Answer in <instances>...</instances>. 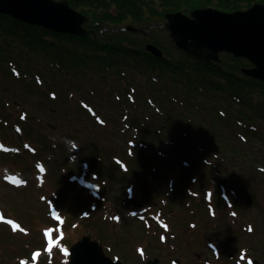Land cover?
<instances>
[{
  "label": "trees",
  "instance_id": "obj_1",
  "mask_svg": "<svg viewBox=\"0 0 264 264\" xmlns=\"http://www.w3.org/2000/svg\"><path fill=\"white\" fill-rule=\"evenodd\" d=\"M58 1H68L80 11L89 20L91 28L97 31V35L82 38L57 34L0 15V87L4 80L21 85L18 89L6 90L5 96L16 102L28 100L29 93L22 88H31L29 84L26 85L24 78L29 69L51 83L60 80L69 82L74 96L80 97L72 109L81 119L95 116L97 127L108 133L107 142L87 141V158L100 165L103 156L114 153L113 161L120 167L126 182L138 183L136 190L143 196L137 195L134 198L135 189L127 187L126 194L123 191V195L127 196L130 204L145 206L153 204V201L161 203L160 194H171V202H191L194 192L181 189L179 174L176 175L177 186L174 187L177 191L171 193L172 180H168L169 177L164 173L169 168L167 155L176 148L180 158L187 157L188 152L191 153L190 156L201 154V158L206 160H223L226 152L237 156L235 151L222 145L244 144L246 135L255 133L253 130L249 131L248 123L252 118L257 117L256 122L264 117V84L241 73L243 69L252 68V65L245 59L225 54L221 56V62L207 65L178 50L170 38L162 45L152 32L145 34L119 31L127 27L147 29L160 22V13L166 16L167 13L178 12L179 8L175 4H181L185 0ZM197 1L203 8L216 4L214 1L221 2L226 12L246 10L264 3V0ZM101 24L107 29H102ZM148 44H154L163 50L165 58L158 59L149 54L145 50ZM23 71L24 74H15ZM148 82L153 87L150 88V94L155 99L153 101L141 94V88H145L144 85ZM34 87L39 88L36 85ZM55 92L61 98L66 97L61 89H56ZM55 92L49 93L50 98L46 96L51 103L57 98ZM90 101L100 102L101 110H93L88 105ZM0 103L5 107H13L11 103L6 106L2 99ZM101 116L106 117L105 122L99 121ZM120 124H123L122 133L127 138L124 151H121L120 146L123 140L119 132ZM219 125L222 140L214 141L211 134ZM160 134H168L169 138L165 136L166 141H163ZM257 135L263 136L260 133ZM134 153L136 158L133 160V167H129L124 161L125 156H118L123 154L133 157ZM160 159L163 160L161 164ZM100 167L93 166L92 172L99 177L104 174L106 177L112 175V171L100 174ZM19 170L24 173L32 172L30 167L26 168L28 171H23L21 167ZM250 176L264 180V173L253 166V162ZM236 179L238 178L231 176L229 182ZM58 182L60 198L70 201L67 205L69 209L81 208L88 211L89 203H82L81 192L70 184L68 177L61 176ZM217 182L218 190L222 182L226 186L232 185L224 180ZM210 185L211 181L208 182V187ZM105 191L106 197L115 198V191H111L109 187ZM240 193L239 199H247L245 186L241 185ZM103 194L104 191L101 196ZM220 199L222 200L218 191L212 200L217 209L221 205ZM100 200L105 202L106 198ZM222 203V207H225L223 200ZM76 204L77 208L74 207ZM241 207L244 208V205ZM64 230L68 233L70 243L87 233L93 234L102 243H110L111 239L109 234L99 233L91 216L82 220L75 216L66 218ZM120 254L127 263V256Z\"/></svg>",
  "mask_w": 264,
  "mask_h": 264
},
{
  "label": "rangeland",
  "instance_id": "obj_2",
  "mask_svg": "<svg viewBox=\"0 0 264 264\" xmlns=\"http://www.w3.org/2000/svg\"><path fill=\"white\" fill-rule=\"evenodd\" d=\"M214 2L216 4L210 7L225 11L220 4L221 2ZM175 5L179 8L176 13H182L183 15H189L196 9L203 8L197 0H185L181 4ZM159 19L160 22H157L158 28H140L143 29V32L140 33L147 34L152 32L153 36L163 45V43L166 44L170 37L166 29L162 28L165 27L163 24L165 23L166 25L167 23L165 16L160 13ZM101 26L103 25L101 24ZM85 29L90 32L88 37L93 36V34L97 35V31L93 30L94 28H91V26L89 28L86 26ZM102 29H104V26ZM155 30H160V32L156 33ZM148 45L156 46L154 44ZM20 74L23 73L21 72ZM26 74L41 89V91L40 89L32 91L26 87L23 88L29 93L28 102L23 101L20 104L25 107L30 117L35 121L47 123L51 129L61 128L63 131L67 130L76 135L81 140L78 143L76 142V144L82 149V152L80 149L77 151V155H82L84 158L88 154L87 141H108V133L97 127L94 122L95 119L90 116H85L81 119L76 111L72 109L78 103L77 100L80 97L74 96L69 82L60 80L51 83L41 77L43 82L38 84L35 80V74L37 73ZM29 81L31 82L30 79ZM2 83L0 97L6 95V90L18 89L21 86L6 80L2 81ZM144 87L141 88L142 96L152 101L155 100L150 94V88H153L152 85L148 82ZM56 89L63 90L66 93V97L61 98L55 92ZM51 92L57 94V99L54 103H51L46 98V95L50 98L49 93ZM89 104L95 110L98 108L101 110L102 105L100 102L90 101ZM166 104L169 105L170 103ZM101 117L105 121L106 117ZM256 118H252L251 122L248 123L249 131L253 130L255 133L246 135V143L241 145H222L229 150L235 151L237 156L232 152H226L223 160H219V158L218 160L214 158L206 160L201 158V154L190 156L191 153L188 152L186 153L187 157L180 158L176 153V148L170 155H167L169 168L164 173L167 174V178L169 177L168 180H172L171 193L177 191L174 187L177 184L176 175L179 174L181 189L183 191L193 190L194 193H198V195H194L191 202L185 203L183 200L171 202V194L168 196L160 194L159 197L163 203L152 206L153 208L157 207L156 210L153 209L152 211V207L148 206L146 209L130 215L129 211L136 209V206L135 203H129L130 200L127 199L126 195H123V191L126 194V188L133 187L135 189V197L137 195L143 197L142 193L136 190L138 183L128 184L126 182L120 167L113 161L114 153L103 156V160L99 165L101 166L99 168L100 174L112 171V175L106 177V174H104L100 177V182H106L102 190L104 191L102 197L103 199L106 198V201L95 199L98 197L97 195L95 198L82 193L81 195L82 203H89V215L91 220L96 223L99 233L104 232L111 236L110 243H102L98 238L92 237L103 247L105 254L113 260H120L123 264L124 260L120 253L127 256L128 262L126 264H148L149 261L154 259H158L159 264H174L175 260H179L180 264H252L254 260H257L259 264H264V180L250 176L252 162L253 166L259 171L261 170V173H264V117L257 119L255 122ZM220 127V125L217 126V130L211 134V138L214 141L222 140ZM123 129V124H120L119 132H121V137L123 138L120 144L121 151L125 150L127 140L125 133H122ZM154 129L151 128V130ZM257 133L263 134V136L257 135ZM59 135L61 136L62 132ZM160 135L163 141H166L165 136L169 138L168 134ZM152 136L156 137L155 135ZM66 137L69 138L68 136ZM59 139L57 138V140ZM218 153H220V150ZM230 154L232 156H229ZM118 156H125L124 161L128 163L129 167H133V160L136 158L135 153L133 157L123 154ZM161 159L159 161L160 164L163 163ZM206 161L207 163H205ZM21 163L26 164V161L22 160ZM80 166L83 172L84 170L87 172L86 177H88V166H85L84 169L83 164H80ZM130 170H133V168ZM9 173L17 177V179L12 183V179L9 180L10 177L4 173L3 179L10 182L14 187L4 183L0 186L1 202L4 205V207L0 205L3 208L0 209V264H25L24 261H31V264H34L44 256L51 258L53 256L52 253L57 248H59L57 251L58 262L60 264L68 262L70 247L65 240L67 237L66 233L62 234L60 230L63 219L59 215V209L65 211L67 217L70 218V210L64 207L70 201L68 199L65 202L58 200V207L53 204L51 188L47 183L45 184L44 176L47 174V169L42 165L35 175L30 172L20 175L16 172V169L10 170ZM231 176L238 179L231 183L229 182ZM81 179L83 177L79 179L73 178L74 181L80 184L79 189L84 190L81 187L83 186L81 185ZM218 179L232 185L226 186L222 182L219 187H223L218 190L216 188L217 181H220ZM209 181H211L210 187H208ZM241 185L245 186L247 199L238 198L241 195ZM107 187L111 191H115L114 199L106 197L107 193L105 190ZM193 187L194 189H192ZM97 189V187L91 188L93 192H96ZM207 189L208 192H206ZM218 191L223 193L225 207L220 205L218 214L215 213L214 216L210 217L207 214L208 207L206 203L203 206L198 204L205 200L209 203V200ZM92 205L99 206L96 210H93ZM236 205H238L237 208ZM242 205H244V208L241 207ZM120 207L124 209H119ZM159 209L164 211L163 215L159 213ZM41 211L49 212L56 220V223L53 221L52 224L50 221L44 220L39 215ZM148 211H152L154 214L152 215L151 213L147 216V219L151 220L150 216H152L156 220L154 225L147 224L144 227L135 219L137 217L142 220L145 219L146 215H142V213ZM114 215L116 216L113 218ZM74 216L82 220L79 214H74ZM132 216L137 217L132 218ZM156 223L163 226L165 230H159ZM49 225L51 228H46ZM164 231L167 232V237L165 242H162L160 236L164 234ZM62 239L63 242L60 245ZM114 245L117 246L118 250L115 249ZM34 256L36 258H33ZM26 264L29 263L26 262Z\"/></svg>",
  "mask_w": 264,
  "mask_h": 264
},
{
  "label": "water",
  "instance_id": "obj_3",
  "mask_svg": "<svg viewBox=\"0 0 264 264\" xmlns=\"http://www.w3.org/2000/svg\"><path fill=\"white\" fill-rule=\"evenodd\" d=\"M0 13L59 33L90 35L85 29L88 19L66 1L0 0ZM164 26L176 46L198 61L208 65L218 63L220 53L247 59L254 67L243 69L242 73L264 83V5L234 13L208 8L194 11L191 17L172 13L167 15ZM125 30L143 32L133 27ZM146 50L157 58L164 56L156 46L148 45ZM69 264L123 263L109 258L98 242L85 236L71 248ZM149 264H159V260Z\"/></svg>",
  "mask_w": 264,
  "mask_h": 264
},
{
  "label": "snow or ice",
  "instance_id": "obj_4",
  "mask_svg": "<svg viewBox=\"0 0 264 264\" xmlns=\"http://www.w3.org/2000/svg\"><path fill=\"white\" fill-rule=\"evenodd\" d=\"M249 231H251V229H249Z\"/></svg>",
  "mask_w": 264,
  "mask_h": 264
},
{
  "label": "clouds",
  "instance_id": "obj_5",
  "mask_svg": "<svg viewBox=\"0 0 264 264\" xmlns=\"http://www.w3.org/2000/svg\"><path fill=\"white\" fill-rule=\"evenodd\" d=\"M25 264H26V262H25Z\"/></svg>",
  "mask_w": 264,
  "mask_h": 264
}]
</instances>
